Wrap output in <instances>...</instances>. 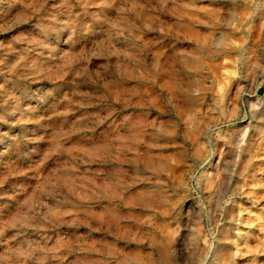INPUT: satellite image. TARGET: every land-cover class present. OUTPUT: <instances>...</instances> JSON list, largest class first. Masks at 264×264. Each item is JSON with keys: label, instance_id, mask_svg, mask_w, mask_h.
<instances>
[{"label": "rangeland", "instance_id": "obj_1", "mask_svg": "<svg viewBox=\"0 0 264 264\" xmlns=\"http://www.w3.org/2000/svg\"><path fill=\"white\" fill-rule=\"evenodd\" d=\"M262 219L264 0H0V264H264Z\"/></svg>", "mask_w": 264, "mask_h": 264}, {"label": "bare ground", "instance_id": "obj_2", "mask_svg": "<svg viewBox=\"0 0 264 264\" xmlns=\"http://www.w3.org/2000/svg\"><path fill=\"white\" fill-rule=\"evenodd\" d=\"M245 137V136H244ZM244 139V138H243ZM255 145V144H254ZM253 145V146H254ZM238 146H239V149H240V152H245L246 153V151H248V149H249V144H247V143H245V141L243 140L242 142H239L238 141ZM251 148H254V147H252L251 146ZM245 150V151H244ZM251 151H252V149H251ZM254 151V150H253ZM256 151V150H255ZM227 164V163H226ZM245 164V163H244ZM224 166V165H223ZM237 167V166H236ZM224 169V168H223ZM243 169H244V167H243ZM238 170V169H237ZM226 170H224V172H225ZM230 171H231V169H230ZM223 172V171H222ZM229 172V171H228ZM228 172H227V174H228ZM243 172V171H242ZM226 173V172H225ZM224 173V174H225ZM241 173V172H240ZM230 174V173H229ZM239 174V173H238ZM223 175V174H222ZM233 175V174H232ZM241 175V174H240ZM231 176V175H230ZM224 179L226 178V177H224V176H222ZM237 177V176H236ZM228 178H230V177H228ZM226 181V180H225ZM218 182V181H217ZM216 182V183H217ZM219 183V182H218ZM238 183V182H237ZM235 185H238V184H235ZM239 186V185H238ZM217 188V187H216ZM236 190V189H235ZM217 192V190L215 191V193ZM215 193H214V195H215ZM218 195L220 194V193H217ZM221 195V194H220ZM215 198V197H214ZM213 198V199H214ZM216 198H218V197H216ZM220 199V198H219ZM218 199V200H219ZM216 202V201H215ZM219 203V202H218ZM213 205H216V204H213ZM215 209V208H214ZM224 212V211H223ZM236 212V211H235ZM231 215V214H230ZM227 217V216H226ZM261 224H262V226H263V228H264V219H262L261 220Z\"/></svg>", "mask_w": 264, "mask_h": 264}]
</instances>
